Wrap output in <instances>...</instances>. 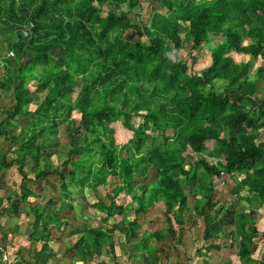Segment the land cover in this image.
<instances>
[{
    "label": "trees",
    "instance_id": "trees-1",
    "mask_svg": "<svg viewBox=\"0 0 264 264\" xmlns=\"http://www.w3.org/2000/svg\"><path fill=\"white\" fill-rule=\"evenodd\" d=\"M110 1L127 3L140 16L141 0H0V25L14 31L6 43L12 56L0 58V88L14 100L5 108L0 135L13 144L14 157L0 154V173L15 165L21 177L18 196L7 194L1 213L18 217V204L34 202L23 211L32 215L27 239L35 243L34 264L55 256L49 230L70 226L71 217L79 223L76 238L65 244L71 262L106 264L105 258L119 257L117 246L123 253L126 239H114L117 223L94 225L70 213L75 206L80 211L74 194L85 188L103 222L116 215L125 220L126 238L133 239L129 256L141 264H161V243L167 233L176 235L171 226L138 234L137 215L157 201L166 223L173 219L180 226L185 210L202 216L205 238L219 236L212 229L216 222L232 226L220 234L235 242L240 263L264 264L252 255L257 228L251 217L264 203V0H160L164 11L152 10L147 23L107 10ZM128 28L141 39L126 38ZM183 45L204 46L210 63L192 70L174 54ZM228 50L250 59L236 62ZM253 58L261 65L248 79ZM215 80L224 82L222 89ZM15 116L26 117L18 132L7 128ZM61 123L69 147L60 167L50 169L44 153ZM116 124L130 131L123 145L111 136ZM208 140L213 147L203 153ZM51 173L61 179L58 203L29 201L39 195L27 183ZM149 174V182L136 180ZM181 176L195 188L191 207ZM214 176L232 182L238 208L214 199L216 184L221 186ZM124 195L133 204L119 203Z\"/></svg>",
    "mask_w": 264,
    "mask_h": 264
},
{
    "label": "rangeland",
    "instance_id": "rangeland-1",
    "mask_svg": "<svg viewBox=\"0 0 264 264\" xmlns=\"http://www.w3.org/2000/svg\"><path fill=\"white\" fill-rule=\"evenodd\" d=\"M105 5H106L105 8L107 10H112L117 12L119 11L127 12L132 22H139V23H147L149 14L154 9L164 11V8L162 7L160 0H141V8L139 9V11H137L140 15L139 17L134 16L133 10L129 11V7L127 3L119 4L110 1L107 2ZM124 35L126 38L132 40L141 39V37L137 36L133 28H128L124 33ZM13 36H14V31L12 27L0 25V58L6 55L12 56V54L7 49L6 43L9 42L13 38ZM248 41H249L248 38L243 39V43H246ZM227 52L236 62L248 61L247 59H249V56L247 54L238 53L231 50H228ZM174 54L181 60L186 61L188 67L192 68V70H199L210 63L208 49L205 48L204 46L201 48L191 49L187 45H183L175 49ZM259 60L260 58H253L251 60L252 66L249 70L248 79L250 78L252 79L254 77L257 67L261 65L260 62L261 60L260 61ZM1 71L2 69H0V72ZM214 84L219 89H222L224 86V82L221 80H215ZM262 84L264 85V82H262ZM263 91H261L260 96L264 97ZM13 104H14V100L11 95V92L5 91L2 88H0V121H2L6 117L5 108H11ZM77 119H78L77 116H74V120L77 121ZM136 121L137 118L134 119L135 123ZM25 126H26V117L15 116L14 118L8 120L7 128L10 129L11 131L18 132V128H25ZM114 127H115L114 132L111 134V136L112 138H114L113 139L114 142L123 145L130 138V131L123 129L119 124H116ZM66 130H67V126L65 123H61L58 125L52 144L50 146L51 148L44 153V155L47 154L49 155L48 161L52 164V166L49 167L50 169H54L56 166L60 167V163L65 157L64 155L69 147ZM156 135L161 136V133L157 132ZM212 147H213V141L208 140L204 143L202 152L208 153V151ZM57 151L60 153L58 154ZM1 153L2 154L4 153L8 159L14 157L13 144L8 139H6L4 135H0V154ZM68 168L69 166L66 165L67 170ZM153 177H154L153 174H149L145 178L138 177L136 180L139 183L149 182L153 179ZM180 178H181L182 187L188 196L187 199L188 207H191L193 191L195 188L192 185L190 186L185 185L183 181V177L181 176ZM214 179L216 180L215 176ZM221 179L222 178H220L219 176V180H217L216 182L220 183ZM20 180L21 177L17 172L15 165L0 173V197H2L1 199H3L2 203L0 204V208L8 204V202L6 201L7 194L12 195L13 197H15V195L18 196ZM60 181L61 179L59 178V175H57L56 173H51L47 175L44 179H38L37 181H29L27 185L36 194H38L39 197L34 198L30 196L28 200L29 201L36 200L37 203L43 204L46 200L52 198L56 200V204H57L58 185ZM112 183L113 185H117V181L115 178H113ZM221 187L223 189L218 186L215 188L213 192L214 199H216L219 203H222L224 205V208L228 206H230V208L231 207L235 208L236 192H234L232 188V182L228 180V182H225L223 185H221ZM92 194L93 193L88 191V189L86 188L82 194L79 193L74 194L73 201L74 202L79 201L83 204V206L80 208V211L79 208L75 206L70 213L74 212L76 216L78 215L77 217L81 215L84 218H86L90 224H94V225L105 224L106 226H108L112 222L117 223L119 225V230H116L114 232V239L117 241L118 240L123 241V239H126V241H124L122 246L126 245L127 243L132 245L133 239L129 240L126 238L128 237L129 230L125 220L121 218L120 215H116L113 218L106 219V222H103L104 220L102 219L104 217V213L98 211L95 206H91L92 205L91 203L94 201ZM121 202L124 204H133L131 202V198L128 195H124L123 199H119V203ZM18 205H19L18 207L19 214L17 219H19V216L20 219L18 220L19 226H17L16 231L19 233H24L25 231L28 232L31 226L29 221H32V215L25 217L23 211H26L27 208L34 205V202H23ZM159 206H162V201H157L156 205L150 206L149 208H147L145 212L139 213L137 215V219L139 221V227L137 231L138 234H142L143 232H149L151 230H157L162 228L164 229L171 226L173 230L176 232V235L174 237H171V235L167 233L163 242L161 243L163 249L161 252H159L162 256L161 264H217L219 261H222L223 254L219 253L218 252L219 249H216L214 247H210L207 249L206 246L209 243H216L218 245L227 246L229 249L232 248V250L234 251V247L232 246H234L235 242L231 241V239L224 234L223 235L217 234L220 237L213 236V238L212 237L205 238V234H204L205 224L202 216L198 217L197 214H193L192 211L185 210L183 214V220H182L183 222L182 224H180V226L177 225L173 219L171 220V223H166L163 209L162 207L160 208ZM127 216L133 217V213L131 212ZM10 218H8L10 220L9 222L11 224L12 223L14 224L15 217L11 216ZM69 219L71 224L70 226H66L63 229L51 228L49 230L51 238L47 241L49 248H52L54 251L57 250L60 253L62 252L63 254L65 249V244L76 238L75 235L77 234V230L75 229L74 226L79 224L77 220L73 219L72 217ZM0 220L2 221L3 219L0 218ZM194 220L195 223H192V221ZM222 225H223L222 223H217V222L214 223L212 226L213 231L215 232L220 231L222 233V232H228L227 230L232 228V226H227V225L222 226ZM13 235L20 236L12 232L11 236L13 237ZM12 237L11 239H13ZM231 243L232 246L230 245L231 247H229L228 245ZM33 244L35 245V243H32V246ZM36 244L39 245L40 242H37ZM7 248L10 249V251L13 253L17 252L18 251L17 240L15 243L13 242V247L8 246ZM125 249L121 248L122 251H125ZM33 251L32 253L35 254V251L34 252ZM128 252L134 253V251L131 250V248H129ZM116 253L118 256H120L121 251L116 250ZM55 256H56V251H55ZM233 259H234V263L232 262L231 264L237 263L236 257ZM119 260L120 258H118L117 261L119 262Z\"/></svg>",
    "mask_w": 264,
    "mask_h": 264
},
{
    "label": "crops",
    "instance_id": "crops-1",
    "mask_svg": "<svg viewBox=\"0 0 264 264\" xmlns=\"http://www.w3.org/2000/svg\"><path fill=\"white\" fill-rule=\"evenodd\" d=\"M248 55V54H247ZM249 56V55H248ZM250 59V56H249ZM247 59V60H249ZM260 61V60H259ZM261 62V61H260ZM217 180V178H216ZM214 179V182H216ZM217 183V182H216ZM218 187L222 188L221 186L217 185ZM216 186V187H217ZM234 192H236V197L237 199L238 195L240 194L234 185L232 186ZM223 189V188H222ZM1 199V198H0ZM3 200V199H2ZM238 203H236V208L238 207ZM2 215V217H1ZM12 215L9 213L3 212L1 214L0 211V218L3 220H0V264H34L35 259L33 257V247L32 244L30 245V242L27 239V231L24 233H19L16 231L17 226H19L17 217H15V223L11 224L8 218H10ZM14 217V216H12ZM25 217H28L25 215ZM251 217L255 221V225L257 228V234L253 238L254 240V246H256L255 252L252 254L259 262H264V203L256 209V211L251 214ZM11 219V218H10ZM219 226V225H218ZM22 227V226H20ZM218 230V228H217ZM12 232L15 234H18L20 236H11ZM221 232H219V235ZM225 235V234H224ZM9 237V238H7ZM11 237L13 239H11ZM220 237V236H219ZM213 238V237H212ZM17 240L18 244V251L13 253L8 249V246L13 247V242L15 243ZM19 240V241H18ZM13 241V242H12ZM73 241V240H72ZM234 242V241H233ZM232 244H229L228 246L231 247ZM130 246L133 247V245H130L127 243L124 246H121V248H126L125 251H123L122 255L116 258V261L118 258H120L119 262H115L113 260H109L107 258L104 259L106 261V264H141V261H136L133 257H130L129 255L131 254L129 251ZM234 247V246H232ZM40 248V244H36V250ZM219 253L223 254L222 256V261H219L217 264H231L232 262L234 263V259L236 257L237 263L235 264H241L239 259L237 258V254L235 251L232 250V248H228L227 246L220 245ZM115 250H119V247L117 246ZM232 250V251H231ZM56 251V256H54L52 259H49L45 264H96L94 261H86V262H81V261H76V262H71L66 254H63L62 252ZM225 257V258H223ZM206 259V258H205ZM228 259V260H227ZM132 262V263H130Z\"/></svg>",
    "mask_w": 264,
    "mask_h": 264
},
{
    "label": "built area",
    "instance_id": "built-area-1",
    "mask_svg": "<svg viewBox=\"0 0 264 264\" xmlns=\"http://www.w3.org/2000/svg\"><path fill=\"white\" fill-rule=\"evenodd\" d=\"M23 33L26 34L27 33V28L23 30ZM220 174H223V172L221 171ZM224 180H221L220 184L223 185L224 184Z\"/></svg>",
    "mask_w": 264,
    "mask_h": 264
}]
</instances>
